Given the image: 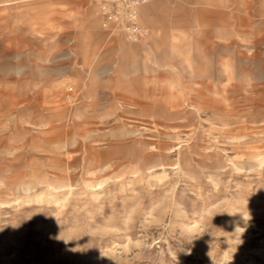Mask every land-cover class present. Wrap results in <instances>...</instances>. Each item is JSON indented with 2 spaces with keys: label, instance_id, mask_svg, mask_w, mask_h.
Masks as SVG:
<instances>
[{
  "label": "rangeland",
  "instance_id": "rangeland-1",
  "mask_svg": "<svg viewBox=\"0 0 264 264\" xmlns=\"http://www.w3.org/2000/svg\"><path fill=\"white\" fill-rule=\"evenodd\" d=\"M0 0V264H264V0Z\"/></svg>",
  "mask_w": 264,
  "mask_h": 264
},
{
  "label": "built area",
  "instance_id": "built-area-1",
  "mask_svg": "<svg viewBox=\"0 0 264 264\" xmlns=\"http://www.w3.org/2000/svg\"><path fill=\"white\" fill-rule=\"evenodd\" d=\"M153 0H91L106 31L122 32L133 41L143 40L149 29L139 19V7Z\"/></svg>",
  "mask_w": 264,
  "mask_h": 264
}]
</instances>
